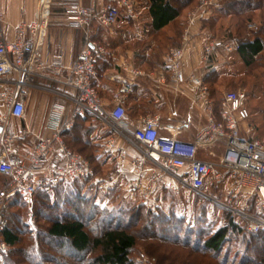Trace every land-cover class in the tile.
Listing matches in <instances>:
<instances>
[{
	"label": "built area",
	"instance_id": "built-area-1",
	"mask_svg": "<svg viewBox=\"0 0 264 264\" xmlns=\"http://www.w3.org/2000/svg\"><path fill=\"white\" fill-rule=\"evenodd\" d=\"M216 3L218 0H201L188 12L186 38L191 32L198 31L200 20ZM51 5L52 0H38L36 19L20 22L14 29L13 39L6 36L5 16L0 10V176L9 180V185L0 190V254L8 250L1 237L7 225L1 211L11 198L17 196L31 203L38 192H52L58 185L79 178H90L93 186L107 192L117 180L94 176L89 159L69 147L62 138V132L77 118L87 115L95 116L112 130L106 142L108 151L115 150L119 140H125L135 148L137 153L129 161L127 171L138 177L149 174L144 191L148 201L161 184L170 185L176 193L194 192L210 198L204 189L222 183L228 189L227 199L233 206L218 202L244 217L249 231H264V142L243 135L242 123L250 118L247 92L243 88L224 91L220 118L215 117L203 79L196 72L188 77L184 74L185 48H172L166 54L165 62L177 82L190 84L195 101L208 111L207 124L196 132L193 140L184 141L162 137L158 130L159 118L147 115L128 134L125 101L132 91V82L122 83L116 89L112 106L108 107L102 100L93 79L97 75V62L106 53V47L96 40V36L102 29L115 26L122 15L138 20V0H109L100 6L69 2L64 12L68 25L81 29L85 38L83 50L69 65L63 52L49 58L42 54L52 15ZM239 47L240 42L235 37L213 38L205 43L202 57L210 66L217 57L229 55ZM134 72L142 73L140 70ZM39 77L73 93L63 94L70 105L52 104L47 120L49 133L29 143L28 138L33 132L27 125L9 132L6 124L12 118L23 120L27 117L31 88L48 89L35 83ZM215 146L223 148L217 159L200 156L202 149ZM209 151L210 155L214 154ZM121 162L118 160L116 165L124 167ZM138 184L136 180L131 182V185ZM251 201L255 213L248 210Z\"/></svg>",
	"mask_w": 264,
	"mask_h": 264
},
{
	"label": "trees",
	"instance_id": "trees-1",
	"mask_svg": "<svg viewBox=\"0 0 264 264\" xmlns=\"http://www.w3.org/2000/svg\"><path fill=\"white\" fill-rule=\"evenodd\" d=\"M193 2H195V0H138L137 9L140 15H142V9L145 8L149 18L147 23L154 33H162V30L166 27H172L178 30L174 34L176 37L172 39L173 42L171 38L165 36L164 42H156L154 44L161 46L163 44H176L179 42L178 33H180V29L182 28V11ZM257 11L262 12L260 16L262 22L259 29L255 32V35L252 38H242L237 35L240 40L239 49L226 56L231 63L233 60L239 59L245 69L251 68L264 53V0H223V5L216 9L212 18L205 20L203 23L206 25L211 19L215 20L217 18V20H219V18L234 16L238 19V29L243 32V23L251 21ZM121 21L126 23L134 22L125 15H122L118 22ZM145 47L146 46L143 48L145 49ZM137 50L141 53V58H146V50L145 52H140L139 49ZM245 75L251 76V73L247 74L246 72ZM227 77L228 76L218 77L215 72L209 73L205 77V81L211 87L210 93L214 98V110L217 115L220 112L222 93L220 88L218 87V89L215 84L219 83V85H223ZM228 78L229 84H237L234 80L236 77ZM261 87L262 85L260 89ZM260 93L263 98L258 102L259 106L256 108V114L261 116V122L264 124V92L261 90ZM88 117L89 116H86L82 119H87ZM251 119L252 112L250 111V118L248 120L250 121ZM94 121H89L88 124H86V121L78 122L72 129L63 132V135L64 140L72 149L82 153L89 159L94 175L97 176L104 175L105 173L104 161L109 155L106 152H99V150L102 149L103 139L107 137L109 133L101 131V128L99 132H96V128L92 125ZM250 137L256 138L254 136ZM104 155L105 158H103ZM88 181L89 178H79L73 182L58 185L52 192H38L33 198L32 210L36 209L39 211L41 207L45 206L52 209V200L55 201L54 206H56V210H53V214L46 218L47 227L44 233H40L35 244L33 245L34 242L30 243L28 247H22L17 250H15V248L21 243L17 222L19 223L22 221L24 204L18 200L21 199L20 197L15 196L10 199L7 207L1 211L2 215L7 219V225L2 230L1 237L7 243L8 250L10 249L9 251L11 252L5 264H23L25 262L29 264H41L39 259H43V254H45L41 249L42 245L46 243L50 244V239L55 241L60 247L66 242L71 249L78 253H84L92 248L97 250L98 253L88 264H138L130 256L137 245V237L133 229L134 225L141 221H148L149 223V219L147 218L148 213L154 210L158 211L159 209L167 208L166 211H168L165 213H168V216L165 218H160L158 216L159 229L163 231L166 230V228L167 230L168 228L176 229L177 225L175 219L178 215L174 207V198L179 197L187 199L185 195L177 194L172 190H165L161 198V205L165 207L161 205L159 208L148 207L140 201L136 202L135 200H137V198H131L132 200L128 199L120 189L121 184L116 182L107 192L97 190V192L92 195L95 199L98 197L107 199L103 207H99L92 197L87 196L88 192L83 191ZM221 185L223 184L211 185L214 186L211 192L213 196L218 194L217 190ZM203 207L205 208L201 209V215L206 214L207 208L206 206ZM15 208L18 209V212H10ZM249 210L255 213L252 201L250 202ZM124 217L128 219L126 224H123ZM87 219H89V221L94 220L96 223L104 224L100 226L96 234H93L88 228ZM178 220H182L183 222V217H179ZM197 220L198 223L196 222L195 224L197 227L195 234L204 238V250L219 255L226 244L229 243L230 240H234L237 246L245 249L246 253L250 250L258 256L259 261H255L254 264H264V231L258 233L249 231L247 227L248 222L241 215L227 209L223 219V225L218 228L205 224L203 217ZM202 227L203 229H201ZM208 228H210V230ZM15 252H17V254H15ZM18 253L26 255L27 258H25V256L23 258H18ZM28 254H39V256L36 258L31 256L28 257ZM223 261V264H227L228 257L226 255Z\"/></svg>",
	"mask_w": 264,
	"mask_h": 264
},
{
	"label": "crops",
	"instance_id": "crops-1",
	"mask_svg": "<svg viewBox=\"0 0 264 264\" xmlns=\"http://www.w3.org/2000/svg\"><path fill=\"white\" fill-rule=\"evenodd\" d=\"M80 2L85 6H100L103 2L109 0H70L69 2ZM200 1V0H199ZM61 0H52V15L46 28V35L43 40L42 54L45 58L51 57L53 54L63 52L67 65L83 50L85 46L84 33L79 28L68 25L65 16V6L62 7ZM38 9V0H0V10L5 16V33L9 39L14 37L15 27L22 21L32 22L36 19ZM62 9V11L60 10ZM139 13V11H138ZM215 13V9L205 14V20L211 18ZM140 16V13H139ZM187 18V16H186ZM182 19V18H181ZM62 21V22H61ZM119 23V22H118ZM182 28L178 33L179 42L176 44H149L145 47L146 58H141L136 45H127L123 42H117L108 47V43L102 41V37L109 35L117 36L126 34L127 30H119L112 28H104L96 36V40L106 47V53L99 58L97 63V75L93 79L94 86L100 94L102 100L112 106V96L116 89L125 82H132V91L126 98L125 108L128 120L125 122V128L130 134L139 124L144 116H157L159 118L158 130L162 137H176L180 140H193L196 132L208 122V111L195 101V94L188 82L179 83L173 75L172 70L165 62V56L172 48L184 47L185 56L182 69L188 77L191 73L196 72L207 85L209 96L213 102L214 116L220 118V112L217 115L214 110V98L211 96V87L205 81V77L215 72L218 77L228 76L236 77L237 72H232L231 62L227 59V55L217 57L216 61L208 66L203 60V47L210 40L214 33L210 31L204 24L200 25L198 31L191 32L188 38L185 36L186 21L182 20ZM175 28L166 27L162 33L166 37H174ZM173 36V37H172ZM173 42V41H172ZM140 70L141 74H135L134 71ZM37 85L47 86L48 89H40L33 87L30 89L27 99V117L23 120L10 119L6 124L7 131H13L27 125L33 132L28 138V142L34 141L49 133L47 128L48 113L52 104L70 105L63 94H71L66 88H62L55 82H49L44 78H36ZM215 86L223 88V85L215 84ZM218 88V89H219ZM224 90L221 91L223 94ZM48 104L45 111V105ZM71 108V107H70ZM87 119L79 117L74 124L68 129H72L76 123L96 120L101 125V131L108 132V136L103 139L102 150L109 156L104 161V177H114L122 186V190L126 197L132 199L139 198L142 203H155L158 205L165 190H173L170 185L161 184L153 195L151 200H147L145 196V187L149 181V174L144 176H136L128 169V163L137 153L125 140H119L115 150L108 151L106 142L108 137L113 133L101 120L93 115ZM242 123L243 135L247 136V124ZM66 132V131H64ZM130 132V133H129ZM62 138L64 135L62 132ZM65 141V140H64ZM66 142V141H65ZM67 144V143H66ZM68 145V144H67ZM69 146V145H68ZM70 147V146H69ZM211 150L214 154L210 155ZM223 148L215 146L209 149H202L200 156L202 158L217 159ZM122 160L124 167H118L117 161ZM137 185H131L135 181ZM114 183V184H115ZM140 185L142 186L140 188ZM175 192V191H174ZM176 193V192H175ZM181 194V193H177ZM250 209V207H249ZM248 209V210H249ZM250 211V210H249Z\"/></svg>",
	"mask_w": 264,
	"mask_h": 264
},
{
	"label": "rangeland",
	"instance_id": "rangeland-1",
	"mask_svg": "<svg viewBox=\"0 0 264 264\" xmlns=\"http://www.w3.org/2000/svg\"><path fill=\"white\" fill-rule=\"evenodd\" d=\"M69 1L70 0H61L62 7L69 3ZM200 1L195 0V2L183 9L181 22L182 20L186 21L188 12L193 10L200 3ZM222 5L223 0H218V3H216L212 9H215L216 11V9ZM60 10L62 11V9ZM142 11L143 14L139 16L138 20L131 23L121 21L113 26V29H117V31L127 30L126 34H117V36L109 35L108 38L102 37V41L106 44L108 43V47L114 45L119 41L127 45H136L140 52H145V49L143 47L147 46L148 44H154L156 42L162 41L164 42V38H166L164 33H154L147 23L149 18L147 16L145 8H143ZM261 14V11H257L251 21H249L248 23H243V32L238 29V19L234 16L219 18V20H217V18L215 20L211 19L206 23L205 27H208L210 31L214 32L211 35L210 39L235 37L239 40L238 36H241L242 38H252L255 35V32L261 26ZM200 24H203V19L200 20ZM240 32L242 33L239 34ZM231 67L233 68L232 72L234 70L237 72L236 79L234 78L237 84H229V78L227 77L224 80L223 88L221 89V91H231L238 88H243L247 92V104L250 111L252 112V119L250 121H246L245 123L247 124V130L249 131V133H247L246 135L254 136L264 141V124L261 122V116L256 114V108L259 106L258 102L263 98L260 91L262 90V92H264V53L251 68L245 69L239 59L233 60L231 63ZM246 72L247 74L251 73V76H246ZM261 85L262 87L260 89ZM47 107L48 104L45 105V111L47 110ZM92 125H94V128H96V132L100 131L101 125L99 122L94 121ZM99 152H103V150L101 149L99 150ZM103 158H105V155ZM97 176L104 178V175ZM8 185L9 180L4 178L3 176H0V190ZM120 189L123 193L122 186ZM213 189L214 186L211 185H208L204 189V191L208 193L210 198L200 194H196L194 192H190L189 194L181 193L182 195H185L187 199L179 197L174 198V201L176 203H174V207L177 211L176 214L178 215L175 219L177 225L176 229L168 228L167 230L166 228V230L164 231L159 229L160 227L158 226V219L159 217L165 218L166 216H168V213H165L168 211H166L167 208H162L158 211L154 210L151 211V213H148L147 218L149 219V223L148 221L137 222V224L133 227L136 233L135 235L137 237V245L130 254L131 258L138 264H223L225 255L228 257L227 264H254L255 261H259L258 256L253 251L249 250L246 253L245 249L237 246L234 240H230V242L226 244L223 251L219 255L213 254L203 249L204 238L195 234L197 230V227L195 225L198 221L197 219L203 217L205 220V224H209L214 228H218L219 226L223 225L225 212L228 209H226L225 205L219 203L218 201L233 206V203L227 199V195L229 193L228 189L225 188L224 185H221V187L218 188V194L215 196L211 194ZM97 190L103 192L101 189L93 186L91 184V179L89 178V181L86 183L83 191L88 192L87 196L92 197L94 202L99 207H103L107 199L103 197H98L95 199L92 196L97 192ZM127 198L132 200L130 197ZM18 200H20V202L24 204V214L22 215V221L19 223L17 222V225L19 226L21 243L17 245L15 250L22 247H28V244L33 242L34 245L38 236H40V233H44V230L47 227L46 218L49 215L53 214V210H56V206H54V200L51 201L52 209H49L45 206L41 207L39 211H37L36 209L32 210L33 202L26 203L22 198ZM135 201L141 202V199L137 198V200ZM146 205L148 207L159 208L161 202L158 205H156L155 203H149ZM203 206H206L207 208L205 215H201V209L205 208ZM162 207L165 206L163 205ZM10 212H18V209L15 208ZM179 217H183V222L182 220H178ZM87 221L88 228L93 234H96L100 226L104 224L96 223L94 220L89 221V219H87ZM127 222V217H124L123 224H126ZM201 229H203V227ZM208 229L210 230V228ZM41 249L45 252V254H43V259L39 257V262L41 264H88V262L98 253V251L93 248L84 253H78L71 249L69 245L66 244V242H64V245L60 247L55 241L51 239L50 244H43ZM8 251L4 254H0V264L6 263L7 257L9 256V254H11V252ZM15 254H17V252H15ZM18 254V258H23L24 256L25 258H27L26 255H23L21 253ZM30 256L36 258L39 256V254H28V257ZM23 264L29 263L25 262Z\"/></svg>",
	"mask_w": 264,
	"mask_h": 264
}]
</instances>
